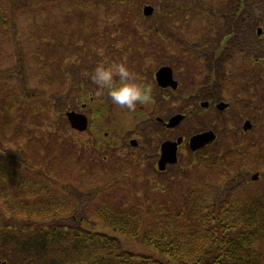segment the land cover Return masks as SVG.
<instances>
[{"label":"rangeland","instance_id":"obj_1","mask_svg":"<svg viewBox=\"0 0 264 264\" xmlns=\"http://www.w3.org/2000/svg\"><path fill=\"white\" fill-rule=\"evenodd\" d=\"M3 3L7 27H0V80H4L0 83V139L5 132H9V123L24 120L23 132L16 134L15 141L5 143V146L28 157L26 163L32 176L28 177V181L33 185L47 183L46 198L49 201L57 200L71 208L57 219L58 222L70 224L85 217L86 221L100 226L94 214L99 208H107L117 214L137 216L141 231L145 232L161 221L163 209L159 207L160 203L165 205L164 208L174 209L180 206L179 201L187 197L190 189L200 188L194 192L196 194L204 191V187L214 189L206 171L203 172V182L199 181L203 178L200 171L188 173L181 168L165 174L153 172L151 153L156 135L155 130L149 128L148 117L162 115L164 111L157 108L154 112L142 110L141 103L135 110L113 104L107 89H101L91 79V73L97 63L126 58L137 78L152 89V101L144 106L158 107L160 101L169 105L153 90V72L159 65V58L150 47L156 41H173L177 47L181 46L166 49L174 53L173 57L183 60L175 62L163 54L164 62L174 68L175 77L182 81L183 89L192 91L196 78L187 75L186 64L193 59L202 65L206 57H197L192 50L181 48L186 43L204 44L202 48L194 45V52L209 53L211 68L212 61L216 59L214 52L220 48L218 40L223 38L222 35H229L225 26L239 14L238 9L252 11L251 15L246 12L247 26L254 19L252 14H257V23L263 28L260 36H263L259 39L256 28H253L247 35L251 54L246 62L241 60L242 69L246 71L240 77L234 73L229 75L223 99L231 103V108L222 114L210 110L204 111L203 115H193L179 125L177 134L212 130L216 140L209 149H221L226 153L235 151L236 159L240 158L238 152L242 148L234 150L231 147H250L258 140L264 144V85L258 89L252 86L257 74L255 64L247 65L255 59H259L258 63L264 62V0H0V8ZM146 4L154 8L150 16L143 15L142 9ZM242 6L249 9H242ZM211 20H214L213 26L207 29ZM203 34L209 36V40L215 37L213 43H209ZM225 39V43L221 44L223 51L227 50L224 46L231 45V41ZM101 48L103 55L98 51ZM135 53L144 57V63L138 65L139 70L134 65L138 58H133ZM47 73L49 77L43 76ZM216 73H219V67ZM46 87L52 89L46 90ZM8 96L17 97V107L1 111L2 105L7 104ZM20 96L26 101L28 99V106L21 104ZM58 96L59 99L56 98ZM40 97L49 104L48 111L33 109V103L41 105ZM178 97L177 108L169 114L187 111L190 106L194 109L191 100L195 97ZM107 102L114 110L111 114L105 106L107 114L104 115L109 117L108 121L121 125L114 133L112 144L111 135H102L96 141V133L109 131L108 122H98L100 130L95 124L97 110H103ZM82 103L89 106L85 113L90 120L84 132L72 129L64 118L66 111L77 110ZM27 114L30 116L26 117ZM143 116L145 122L140 129L137 125ZM246 119L253 126L244 132L242 124ZM137 132L141 133L140 136ZM138 136L141 146L131 147L128 138ZM261 150L259 145L257 153ZM188 152H181V164L189 161ZM17 164L24 166L20 160ZM36 172L43 177L34 179ZM255 172L262 174L256 182L250 180ZM247 173L249 191H257L264 183V165L260 161L255 165L249 164ZM168 182L176 184L170 193L154 191L156 186L165 187ZM21 201L28 204L33 198ZM16 209L22 208L16 206ZM26 220V216H18L17 220L6 222L21 227ZM93 227L96 229V226ZM105 228L109 232L112 230L110 226ZM120 237L132 251H149L139 240Z\"/></svg>","mask_w":264,"mask_h":264},{"label":"trees","instance_id":"obj_2","mask_svg":"<svg viewBox=\"0 0 264 264\" xmlns=\"http://www.w3.org/2000/svg\"><path fill=\"white\" fill-rule=\"evenodd\" d=\"M4 9L3 3L0 8L2 28L7 27ZM242 9L249 8L242 6ZM237 11L240 17L251 13L250 10ZM230 21L228 25L233 24ZM254 69L257 74L253 83L258 89L264 85V62L257 61ZM43 76L49 77L48 73ZM51 89L46 87V90ZM18 98L21 104L28 106V99ZM38 99L41 105L33 103V109L48 111L49 104L43 97ZM12 106L17 107V97L8 96L1 111ZM105 106L97 110L95 124L99 130L98 122L104 124L107 120ZM23 123L24 120L9 123V132L0 139V264H264V183L257 191L250 192L247 177L249 164L260 161L264 165V144L259 140L250 147H231L242 148L238 152L242 156L239 159L234 156L235 151L226 153L209 149L210 146L190 153L189 161L181 170L200 171L203 177L200 182L204 180L203 172H208L214 189L204 187V191L196 194L194 192L200 188H192L174 209L164 208L160 203L161 221L142 232L137 216L117 214L107 208H99L94 214L100 226L86 221L85 217L70 224L58 222L57 219L71 208L57 200L49 201L47 183L33 185L28 181V177H32L26 163L28 157L5 146L23 132ZM259 145L261 155L257 153ZM19 160L24 166L17 164ZM39 177L43 174L36 172L34 179ZM175 186L168 182L165 187L156 186L154 191L166 194ZM31 197L33 201L28 204L21 201ZM16 206L22 209L17 210ZM18 216L27 217L21 227L6 222H13ZM106 226L112 230L107 231ZM120 235L139 240L149 251H132L123 244Z\"/></svg>","mask_w":264,"mask_h":264},{"label":"flooded vegetation","instance_id":"obj_3","mask_svg":"<svg viewBox=\"0 0 264 264\" xmlns=\"http://www.w3.org/2000/svg\"><path fill=\"white\" fill-rule=\"evenodd\" d=\"M252 12V11H251ZM251 15V14H250ZM257 14L254 12L252 14V17L254 19L251 20V25L247 26L248 21L245 20L246 18L240 17V15L235 16L234 20L231 22L233 24L225 26L226 29H228L230 37H227L231 41L230 46H224L225 51L221 49V44L225 43V35H222L223 38L219 39L220 43V48L218 51L214 52L215 60L212 61V66L210 68L208 64V59H209V53H196L194 52V45H197V47L202 48L204 44L201 43H186L184 47L181 49L184 50H192L194 55L197 57H206V62L204 64L198 63L197 60L190 59V64H186V73L187 75H191L195 77V81H193V89L192 91H189L188 89H183V84L182 81L178 78L175 77V70L172 66L167 65L170 63L164 62V56L166 58L170 57L171 60L175 62H179L180 60H183L182 58H177L173 57L174 53L168 52L166 48H180L181 46H176L173 41L169 42H164V41H156L153 47H150L151 49L155 50V55L159 58V65L158 67L154 70L153 72V79L155 81L154 85V92H157L158 96L157 97H162L167 101L169 105H166L164 102H159L160 106H147L145 107L144 104H140V106L143 109H149L151 112H154V110L160 109L164 111L162 115L157 114V115H152L149 116L148 119L150 120V129L153 128L155 130V138H154V151L151 153L152 155V167H153V172H156L158 174H165L170 171H176L178 169L183 168L184 164H181V159H180V154L181 152L185 151L187 153L189 150V139L191 136L195 134H199L202 132H205L207 130L203 131H195L193 130L186 134L180 135L177 134V128H179V125L184 121L189 120V118L193 115H203L204 111H213L212 113L215 114H222L224 112H228L229 109L231 108V103L223 99L225 90H226V85H227V80L229 79L230 73H234V75H237L240 77V74L244 71V68L242 69L243 65H241V60L243 62H246L249 59V56L251 54V50L249 51V45L247 44V35L253 30V28H261L263 32V28L259 26L258 20H256ZM242 18V20H241ZM256 20V23H255ZM207 29H210L208 26ZM257 32V30H255ZM226 33V32H225ZM257 35V34H256ZM204 38H206L209 43H213L215 40V37L212 40H209V36L207 35H202ZM221 36V37H222ZM259 39H261L260 35H257ZM158 37V36H157ZM220 37V38H221ZM182 42H179L181 44ZM228 48L230 50H228ZM244 49V55L242 54ZM191 52V51H190ZM249 52V53H248ZM243 55V57H242ZM142 54L140 53H135L133 54V58H137V63L134 61V65L136 66L137 70H139V63H144V57H142ZM218 56V57H217ZM229 58V59H227ZM210 60V59H209ZM236 61V64L234 62ZM238 61H240V65L238 64ZM259 61V59L252 60L251 63L247 64L250 66H253L255 62ZM172 65V64H171ZM219 67V73H216V69ZM230 67V68H229ZM165 68H170V72L166 71L168 73V77L164 78L163 77V72L166 70ZM252 68V67H251ZM211 70V71H210ZM255 70V69H254ZM210 71V72H209ZM246 71V69H245ZM244 71V72H245ZM169 76H171L170 81H167L169 79ZM175 82V83H174ZM234 81L233 83H235ZM174 85V86H173ZM252 86H255L254 83ZM218 88V90H216ZM178 96H186L188 98H193L191 100L192 103H194V109L192 106L188 107L187 111H182V112H175V113H170L169 112L173 109L177 108V100ZM109 100V99H108ZM220 102L227 103L228 106L224 110H219L217 108V105ZM202 103H208L207 106L203 107ZM107 107L110 110V113H113L114 107H110L107 102ZM89 108L87 104L82 103L80 107H78L77 110H75L78 113L85 114L88 118V115L85 113V111ZM181 114L183 115V119L180 121L179 124L173 127H167L166 124L169 121L170 118L173 116ZM134 117H137V115H134ZM109 117L107 118L106 122H108V129L109 131L105 132L103 136H112L110 144L113 143V139L115 138L114 133L117 132L121 128V125L116 122L108 121ZM145 122L144 116L141 118V122L138 123L137 127L140 129H143L142 123ZM183 123V124H184ZM181 124V125H183ZM209 130V129H208ZM140 136V132H137ZM163 135V136H162ZM139 136L138 137H129L128 138V144L133 147V148H138L141 146L139 143ZM96 137H99L98 134L96 133ZM181 137L182 142L178 145L177 147V162L175 163H166L164 170H160L158 167V162L161 158L162 155V150L161 146L164 142L170 141V142H176L177 139ZM134 141V142H132ZM149 145V144H147ZM209 146L206 145L200 149H198L195 152L191 153H197L200 152L201 150L207 148ZM190 151V150H189ZM191 155V154H190Z\"/></svg>","mask_w":264,"mask_h":264},{"label":"clouds","instance_id":"obj_4","mask_svg":"<svg viewBox=\"0 0 264 264\" xmlns=\"http://www.w3.org/2000/svg\"><path fill=\"white\" fill-rule=\"evenodd\" d=\"M98 51L103 55L102 48ZM91 79L101 89H107V94L115 105L135 110L138 103L152 101L151 87L137 78L126 58L97 63L91 73Z\"/></svg>","mask_w":264,"mask_h":264},{"label":"water","instance_id":"obj_5","mask_svg":"<svg viewBox=\"0 0 264 264\" xmlns=\"http://www.w3.org/2000/svg\"><path fill=\"white\" fill-rule=\"evenodd\" d=\"M154 8L151 5H144L142 12L144 16H150L153 14ZM262 33L261 28H257V34L260 35ZM163 72V77L167 78L168 73L166 71L170 72V68H165ZM171 76H169V79L167 81H170ZM175 83V82H174ZM174 86V85H173ZM208 103H202V106H207ZM228 106L227 103L220 102L217 105V108L219 110H224ZM67 119L70 122L71 127L83 131L87 128L88 120L87 117L84 114L77 113L75 111H69L66 113ZM183 115L177 114L169 119L168 123L166 124L167 127H173L180 123V121L183 119ZM252 127V123L250 120H245L242 129L244 131L249 130ZM216 138V135L213 131L208 130L203 133H199L196 135H193L189 139V149L193 152L197 151L198 149L208 145L209 143L213 142ZM134 142V141H132ZM182 142V138L179 137L176 142H164L161 146L162 155L158 162V167L160 170H164L166 163H175L177 162V147ZM259 178V173H254L251 176V179L253 181H256ZM4 264V263H3Z\"/></svg>","mask_w":264,"mask_h":264}]
</instances>
